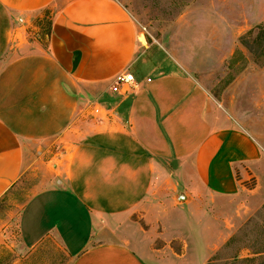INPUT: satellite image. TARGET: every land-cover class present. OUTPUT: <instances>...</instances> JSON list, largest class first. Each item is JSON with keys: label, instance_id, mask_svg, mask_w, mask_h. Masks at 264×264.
Segmentation results:
<instances>
[{"label": "crops", "instance_id": "1", "mask_svg": "<svg viewBox=\"0 0 264 264\" xmlns=\"http://www.w3.org/2000/svg\"><path fill=\"white\" fill-rule=\"evenodd\" d=\"M54 5L46 46L20 33ZM142 37L117 0H0V200L39 178L45 145L67 152L21 211L24 246L53 242L71 264H150L106 240L158 184L232 198L260 174L264 148L185 69H159ZM125 72L136 87L114 92Z\"/></svg>", "mask_w": 264, "mask_h": 264}, {"label": "rangeland", "instance_id": "2", "mask_svg": "<svg viewBox=\"0 0 264 264\" xmlns=\"http://www.w3.org/2000/svg\"><path fill=\"white\" fill-rule=\"evenodd\" d=\"M117 1L140 36L155 45L150 59L156 66L185 69L264 148V0ZM55 10L54 5L35 15L20 33L46 46ZM43 152L39 178L33 171L25 174L0 200V264L72 262L53 242L24 246L19 232L22 209L51 183L55 162L48 160L67 154L50 143ZM260 164L259 175L241 177L240 192L232 198L202 189L185 194L166 178L147 209L116 223L106 241L131 243L150 264H264V159Z\"/></svg>", "mask_w": 264, "mask_h": 264}, {"label": "built area", "instance_id": "3", "mask_svg": "<svg viewBox=\"0 0 264 264\" xmlns=\"http://www.w3.org/2000/svg\"><path fill=\"white\" fill-rule=\"evenodd\" d=\"M23 22V20H20ZM132 87H136V82L133 74L125 72L120 74L115 80L114 92H122L128 94Z\"/></svg>", "mask_w": 264, "mask_h": 264}, {"label": "trees", "instance_id": "4", "mask_svg": "<svg viewBox=\"0 0 264 264\" xmlns=\"http://www.w3.org/2000/svg\"><path fill=\"white\" fill-rule=\"evenodd\" d=\"M237 263V262H236Z\"/></svg>", "mask_w": 264, "mask_h": 264}]
</instances>
